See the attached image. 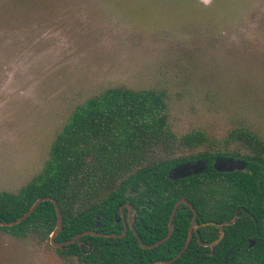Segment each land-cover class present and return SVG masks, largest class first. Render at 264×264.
Masks as SVG:
<instances>
[{"label": "rangeland", "instance_id": "1", "mask_svg": "<svg viewBox=\"0 0 264 264\" xmlns=\"http://www.w3.org/2000/svg\"><path fill=\"white\" fill-rule=\"evenodd\" d=\"M163 91L171 129L264 137V0H0V192L39 174L86 99ZM0 264H80L0 229Z\"/></svg>", "mask_w": 264, "mask_h": 264}, {"label": "trees", "instance_id": "2", "mask_svg": "<svg viewBox=\"0 0 264 264\" xmlns=\"http://www.w3.org/2000/svg\"><path fill=\"white\" fill-rule=\"evenodd\" d=\"M219 157L244 159L251 173L218 172L212 161ZM198 159L206 160V171L169 177L175 165ZM258 180L264 186V137L237 127L217 146L200 129L177 135L168 122L163 91L113 87L75 108L57 133L39 174L17 193L0 192V221L15 220L36 199L51 196L63 217L57 240H69L85 230L117 235L86 234L63 250L56 249L59 255L75 257L80 264H152L173 258L186 243L191 217L188 205L181 203L170 238L152 248L141 245L167 235L179 199L194 205L201 220L219 221V210L204 203L219 201L226 211L228 203L257 202ZM218 186L216 199L212 192ZM125 203L134 207L132 223L137 235L129 225L121 235L122 216L128 213ZM226 217L231 219L232 214ZM56 224L54 203L45 200L22 222L0 225V229L18 237L32 232L48 238ZM235 235L232 229H224L220 256H190L187 248L173 262L157 264H252L247 248L226 255L236 243ZM89 244L92 251L85 253Z\"/></svg>", "mask_w": 264, "mask_h": 264}, {"label": "flooded vegetation", "instance_id": "3", "mask_svg": "<svg viewBox=\"0 0 264 264\" xmlns=\"http://www.w3.org/2000/svg\"><path fill=\"white\" fill-rule=\"evenodd\" d=\"M215 159L212 161V167L214 168ZM218 171V170H217ZM220 172V171H218ZM242 172H249L242 171ZM260 180H258L257 192H258V201L257 202H237V203H228L229 208L224 211L223 207L225 204L217 202H205L206 207H215L219 210V221H203L199 217L198 210L197 217L195 219L194 227L192 228L191 235L189 236V229L191 225L192 218L195 214L193 208L190 209V214L188 217H191V221L188 228L189 239L188 254L190 256L206 257L213 254L220 256L222 254V249L219 248L220 236L224 234V229H232L233 233L236 235L233 238L234 243L230 249L227 251L228 255L232 250L237 249L238 251L244 250L243 248L249 249V253L252 258V264H264V186L260 185ZM216 199H219V186L217 191L212 192ZM134 208V207H133ZM134 211V209H133ZM133 211L131 218L129 219V209L126 217V225H130V221L133 220ZM232 214L231 219H228L229 214ZM199 217V218H198ZM198 218V221H197ZM246 235L244 234L245 232ZM239 236L241 237L240 239ZM186 240V241H187ZM186 248V249H187ZM259 255L262 259H258Z\"/></svg>", "mask_w": 264, "mask_h": 264}, {"label": "water", "instance_id": "4", "mask_svg": "<svg viewBox=\"0 0 264 264\" xmlns=\"http://www.w3.org/2000/svg\"><path fill=\"white\" fill-rule=\"evenodd\" d=\"M214 168L220 172H232V171H236V170L248 171L247 163L244 159H235L233 157H219V158H217L214 162ZM206 170H207L206 160L198 159L196 161L185 162V163H180V164L175 165L169 171V177L174 178V179L175 178H181L184 176H189V175L194 174V173L204 172ZM45 200L52 201L54 203V206L56 209L57 224L50 234V244L55 249L63 250V247L65 245L74 243L79 237L84 236L86 234H97V235H101V236H111V237L117 236L116 234H106V233H101V232H95L94 230H85V231H82V232L74 235L69 240H63V241L57 240L56 237L61 232L62 227H63V217H62L61 209L58 205L57 200L51 196L39 197L38 199H36L34 201V203L30 206V208L24 214H22L20 217H18L15 220H12V221H0V225L1 226H11V225H15V224L22 222L34 211V209L37 207V205L40 202L45 201ZM181 203L188 204L191 208H193V211L195 212V214L192 218V221H191L190 229H189V236L191 235L192 228L194 227L195 219L197 217V212H196V209L193 207V205L187 199L181 198L175 203V205L173 207L172 213H171L170 218H169L167 235L164 238H162V239H160V240H158L152 244H148V245L141 244L142 247L152 248V247H155V246L159 245L160 243H162V242H164L170 238L172 231H173L172 220H173V217L176 213L178 206ZM124 206H126L129 209V219H130L132 211H133V205L131 203H125ZM122 220H123L124 230H123L121 235H124L126 230H127L126 218L124 216H122ZM130 225H131V228L134 230V226H133L132 221H130ZM135 234L137 235L136 231H135ZM221 237H222V233H221L220 238ZM138 239H139V241H141L140 237H138ZM188 244H189V239L186 241L184 247L180 250V252L177 255H175L173 258L168 259V260H157V261H154L152 264L173 262L186 250ZM91 251H92V245L89 244V250L85 251V253H89Z\"/></svg>", "mask_w": 264, "mask_h": 264}]
</instances>
